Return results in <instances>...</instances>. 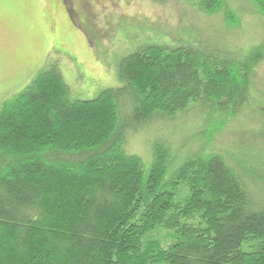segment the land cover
<instances>
[{
	"label": "trees",
	"instance_id": "16d2710c",
	"mask_svg": "<svg viewBox=\"0 0 264 264\" xmlns=\"http://www.w3.org/2000/svg\"><path fill=\"white\" fill-rule=\"evenodd\" d=\"M245 1L195 3L228 28L264 20V0ZM263 62L264 36L240 53L223 35L150 45L96 98L51 69L0 102V264H264ZM194 106L204 141L179 152L158 135L149 165L127 151L131 130ZM248 106L262 146L229 159L213 137Z\"/></svg>",
	"mask_w": 264,
	"mask_h": 264
},
{
	"label": "rangeland",
	"instance_id": "374dc122",
	"mask_svg": "<svg viewBox=\"0 0 264 264\" xmlns=\"http://www.w3.org/2000/svg\"><path fill=\"white\" fill-rule=\"evenodd\" d=\"M231 1L242 11L247 5L245 0ZM195 2L0 0V102L23 90L42 71L58 69L72 99H92L122 87V61L150 45L174 47L223 35L233 52L240 53L264 36V20L257 15L245 12L240 26L228 28L220 15L206 14ZM257 73L254 95L264 98V62ZM258 113L256 106H248L238 121L215 134L220 154L230 159L227 150L240 156L252 147L261 148L263 141L253 134L260 124ZM206 114L194 106L174 117L155 116L130 131L126 149L149 165L160 135L184 152L196 140L204 141Z\"/></svg>",
	"mask_w": 264,
	"mask_h": 264
}]
</instances>
